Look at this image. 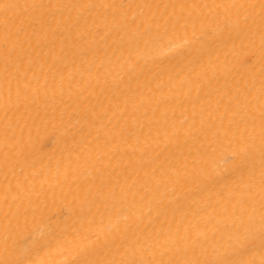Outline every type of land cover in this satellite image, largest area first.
<instances>
[{
	"label": "bare ground",
	"instance_id": "6f19581e",
	"mask_svg": "<svg viewBox=\"0 0 264 264\" xmlns=\"http://www.w3.org/2000/svg\"><path fill=\"white\" fill-rule=\"evenodd\" d=\"M262 233L264 0H0V264H264Z\"/></svg>",
	"mask_w": 264,
	"mask_h": 264
},
{
	"label": "snow or ice",
	"instance_id": "6c2138e0",
	"mask_svg": "<svg viewBox=\"0 0 264 264\" xmlns=\"http://www.w3.org/2000/svg\"><path fill=\"white\" fill-rule=\"evenodd\" d=\"M234 163V161L225 160V164ZM262 239H264V233H262Z\"/></svg>",
	"mask_w": 264,
	"mask_h": 264
}]
</instances>
